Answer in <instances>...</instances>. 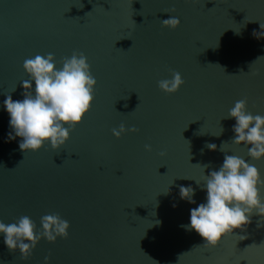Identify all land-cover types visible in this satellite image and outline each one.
<instances>
[{"label": "water", "instance_id": "95a60500", "mask_svg": "<svg viewBox=\"0 0 264 264\" xmlns=\"http://www.w3.org/2000/svg\"><path fill=\"white\" fill-rule=\"evenodd\" d=\"M169 16L179 26H163ZM73 52L97 80L92 108L60 149L24 153L22 138L7 139L5 95L23 99L25 59ZM173 70L185 83L167 93L158 81ZM241 99L264 115V0H0V220L70 222L67 238L41 239L27 261L0 235V264H264L259 216L214 248L180 227L205 200L200 165L207 175L238 155L264 176V159L232 141L235 118L223 119ZM121 123L137 131L117 138Z\"/></svg>", "mask_w": 264, "mask_h": 264}, {"label": "clouds", "instance_id": "9594fccd", "mask_svg": "<svg viewBox=\"0 0 264 264\" xmlns=\"http://www.w3.org/2000/svg\"><path fill=\"white\" fill-rule=\"evenodd\" d=\"M161 23L165 27L176 28L181 21L178 17L169 16ZM23 68L28 74V79L20 83L24 89L23 99H13L11 93L16 90L14 88L2 102L11 128L7 139L22 138L19 148L24 153L38 151L46 144L60 149L70 139L76 125L83 122L95 100L97 80L88 58L82 52H73L58 62L53 53L38 54L25 59ZM184 83L182 74L173 70L171 78L159 80L158 86L164 92L175 93ZM229 118H235L232 141L247 146L248 156L252 159H264V115L248 111L247 100L241 99L223 117ZM129 131L137 129H129L123 123L112 129L117 138ZM223 131L220 127L219 133L214 135L220 136ZM205 147L216 150L217 145L207 143ZM145 148L151 150V145H145ZM200 166L203 183L195 181L205 190V200L190 209L189 222L180 227L194 230L203 238V245L209 248L218 246L234 230L246 228L253 215L260 217L257 227H264V176L257 166L232 154H225L219 168L207 175L205 168L209 165ZM179 196L189 203H196L195 189L191 185H181ZM40 225L37 230L36 223L27 215L8 224L0 220V235H3L4 244L10 251L19 249L20 258L27 261L41 239L55 242L58 237L67 238L69 235L70 222L58 213L43 215ZM44 264H50V256L44 257Z\"/></svg>", "mask_w": 264, "mask_h": 264}]
</instances>
